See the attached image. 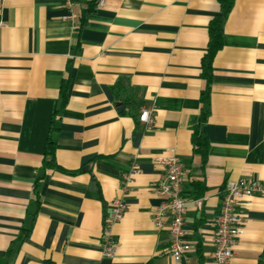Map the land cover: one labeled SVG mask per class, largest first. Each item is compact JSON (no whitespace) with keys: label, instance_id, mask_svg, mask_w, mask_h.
<instances>
[{"label":"crops","instance_id":"obj_1","mask_svg":"<svg viewBox=\"0 0 264 264\" xmlns=\"http://www.w3.org/2000/svg\"><path fill=\"white\" fill-rule=\"evenodd\" d=\"M221 2L0 0V257L15 247L0 264H217L226 183L264 186V0H234L213 62L207 158L195 150L202 61ZM146 107L155 115L149 130ZM50 136L56 167L44 163ZM173 155L185 166L193 245L181 261L169 251V218L154 221L166 200L155 191L159 159ZM134 157L140 172L124 192ZM123 195L108 257L104 219ZM240 212L230 264H264V191L243 198Z\"/></svg>","mask_w":264,"mask_h":264},{"label":"built area","instance_id":"obj_2","mask_svg":"<svg viewBox=\"0 0 264 264\" xmlns=\"http://www.w3.org/2000/svg\"><path fill=\"white\" fill-rule=\"evenodd\" d=\"M5 1V0H1ZM68 7H72L75 0H64ZM140 121L146 129H152L155 124L153 108H143L140 113ZM164 170L156 185L155 191L166 200L160 204L154 212V221L162 226L166 218H169L170 247L169 251L175 260L181 261L193 249L188 240L186 228V211L188 198L184 194L185 166L182 160L173 155L159 159ZM140 172V167L134 157L132 169L125 175L122 181V189L127 191L128 185L133 180V175ZM264 186L258 180L238 179L228 181L225 185L219 212L216 216V234L214 236L213 256L217 264H230L234 256V247L238 237L243 233V217L240 212L242 199L255 193L263 192ZM196 204L203 206V199H197ZM127 210L124 195L116 197L111 203V210L104 219L102 231L101 249L108 257L116 254L117 240L113 228L123 218Z\"/></svg>","mask_w":264,"mask_h":264},{"label":"trees","instance_id":"obj_3","mask_svg":"<svg viewBox=\"0 0 264 264\" xmlns=\"http://www.w3.org/2000/svg\"><path fill=\"white\" fill-rule=\"evenodd\" d=\"M221 1H222L221 11L213 18L209 26V45L202 61V68H203L202 75L206 80L207 85L202 93L203 106H202L201 114L198 118L197 124L194 126L193 141L195 145V150L196 152L202 155L203 160L207 158L208 148H209V142L207 136L203 131V125L207 121L208 116L210 114L211 86L214 79L213 62L216 53L223 45L224 26L234 3V0H221ZM114 89H116V86H114ZM67 91H68V81H66L62 87L64 103L67 99ZM52 129L53 130L58 129V124L56 123V121L53 122ZM55 149H56V141L52 136H50L47 142L46 156L44 161L46 167L57 166L55 160ZM194 185H196V187L197 186L200 187L201 184L194 183ZM27 235L28 233L24 232V234L20 236L19 240L23 239ZM13 251H15V247H12L10 251L6 253V256L0 257V263H3L4 260L6 259L5 257H9L11 253H13Z\"/></svg>","mask_w":264,"mask_h":264},{"label":"water","instance_id":"obj_4","mask_svg":"<svg viewBox=\"0 0 264 264\" xmlns=\"http://www.w3.org/2000/svg\"><path fill=\"white\" fill-rule=\"evenodd\" d=\"M116 106L118 107V111L119 112H121L124 109V107H125V105H124V103L122 101L117 102Z\"/></svg>","mask_w":264,"mask_h":264}]
</instances>
